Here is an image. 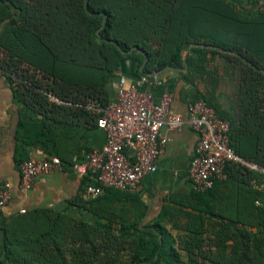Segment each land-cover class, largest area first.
<instances>
[{
	"label": "trees",
	"instance_id": "obj_1",
	"mask_svg": "<svg viewBox=\"0 0 264 264\" xmlns=\"http://www.w3.org/2000/svg\"><path fill=\"white\" fill-rule=\"evenodd\" d=\"M85 3L0 0V68L17 76L26 100L48 112L73 108L51 100V95L71 105L89 99L108 104V83L127 59L136 61L141 69L147 55L144 71L160 70L182 66L183 51L191 44L201 59L205 53L218 52L202 44L222 47L244 59L221 53L229 61L242 62L239 120L244 130L239 131L237 118L205 94L195 100L203 98L230 122L231 144L243 159L264 167V0ZM79 107L81 115L86 112ZM35 131L36 140L53 153L50 128ZM233 169L251 173V177L259 172L240 162L230 163L227 179H217L206 191L194 189L207 208L211 209L219 185L230 178ZM86 178L84 188L98 184ZM120 192L124 199L131 194L109 188L105 195L91 199L100 206L96 214L86 211V200L77 209H38L23 214L13 225H6V252L0 264H122L125 257V263L132 264H264V210L256 212L263 219L257 232L219 224L218 234L207 239V217L202 213H187L189 223L183 226L178 224L183 211L169 219L166 206L153 217L140 200L131 209L101 206L100 202L110 201V196ZM169 222L177 234L171 233Z\"/></svg>",
	"mask_w": 264,
	"mask_h": 264
},
{
	"label": "crops",
	"instance_id": "obj_2",
	"mask_svg": "<svg viewBox=\"0 0 264 264\" xmlns=\"http://www.w3.org/2000/svg\"><path fill=\"white\" fill-rule=\"evenodd\" d=\"M193 46L191 44L183 51L182 66L144 71L147 55L141 69L136 61L127 59L109 81L107 99L109 102L117 99L118 84L121 76H124L131 82L141 81L140 90L153 93L157 101L170 94L173 112L187 116L189 104L203 93L235 117L226 106L231 98V104H235L237 109L240 107V90L244 84L242 62L229 61L221 53H230L244 60L243 57L236 51L202 44L203 48L216 49L218 52L205 53L201 59L200 54L192 50ZM250 65L257 68L253 63ZM261 70L264 73V69ZM50 97L59 104L73 108L48 112L34 107L29 99H25L14 77L7 73L0 74V185L9 184L11 192L8 203L0 209V262L6 252L5 231L23 214L38 209H77L85 200L88 203L84 208L89 213L96 214L94 212L100 207L90 202L96 197L88 195L84 188V180L91 176H80L71 167L75 161L83 159L86 151L98 150L105 144L107 134L97 125L99 115L85 107L82 108L86 112L81 115L76 105L80 102L71 105L56 96ZM87 103L107 105L103 101L90 99ZM45 124L47 126L42 128ZM35 128H50L55 144L53 153L36 140L38 133ZM163 133L169 140L157 170L144 178L138 190L130 194L133 196L124 199L120 197L123 196L121 192L115 193L114 197L110 196V201L100 202L101 206L109 210L131 209L133 203L140 200L149 208V217L158 215L166 206L170 210L169 219L178 217L183 211L184 215L180 214L182 219L178 222L183 226L189 223L187 213H202L207 217V231L204 233L207 239L218 234L219 224L245 227L250 232H257V226L263 224L262 216L256 212L258 209L264 210V173L258 170V174L251 177V173L233 169L230 178L219 185L217 198L209 204L211 209L207 208L203 200L196 197L189 177L198 133L188 125L174 131L163 129ZM53 155L60 157L66 165L38 177L32 189L22 191L21 161L29 158L40 160ZM176 231L173 228L171 233L175 235Z\"/></svg>",
	"mask_w": 264,
	"mask_h": 264
},
{
	"label": "built area",
	"instance_id": "obj_3",
	"mask_svg": "<svg viewBox=\"0 0 264 264\" xmlns=\"http://www.w3.org/2000/svg\"><path fill=\"white\" fill-rule=\"evenodd\" d=\"M4 73L0 68V74ZM140 84L141 81L135 83L121 76L116 100L105 106L76 103L98 114L97 125L107 134L100 149L87 151L82 160L71 165L74 173L89 175L98 182L86 186L88 195L97 197L109 188L136 192L144 178L157 170L165 152L169 139L163 129L174 131L184 125L199 135L189 167V177L197 190L206 191L217 179H227V167L232 162L264 173V167L246 161L235 151L230 140V122L220 117L203 98L191 102L184 116L171 110L170 94L157 101L153 93L141 91ZM63 167L62 159L56 155L40 160L25 159L20 164L21 190L32 189L38 177ZM10 196L9 184L0 185V209Z\"/></svg>",
	"mask_w": 264,
	"mask_h": 264
},
{
	"label": "rangeland",
	"instance_id": "obj_4",
	"mask_svg": "<svg viewBox=\"0 0 264 264\" xmlns=\"http://www.w3.org/2000/svg\"><path fill=\"white\" fill-rule=\"evenodd\" d=\"M29 74V73H28ZM29 76L31 77L32 75H30L29 74ZM229 101V105L228 106H226V108H228L229 110H230V112L232 113V114H234V116L237 118V119H235L236 121H237V126H238V128H239V131H241V130H244V127H243V125H241L242 123H241V121L239 120L240 118H241V114H239V109H240V107H239V109H237V106H235V104H231V102L233 101V100H231V98L228 100ZM243 132V131H242ZM167 227L169 228V230L171 231V230H173V227H171L170 226V223L167 225ZM177 232V231H176ZM128 259V257H125L124 259H122V264H132V263H130V261H127L126 263H125V261Z\"/></svg>",
	"mask_w": 264,
	"mask_h": 264
},
{
	"label": "water",
	"instance_id": "obj_5",
	"mask_svg": "<svg viewBox=\"0 0 264 264\" xmlns=\"http://www.w3.org/2000/svg\"><path fill=\"white\" fill-rule=\"evenodd\" d=\"M86 5L88 4V0H86V3H85ZM98 33H99V31H98Z\"/></svg>",
	"mask_w": 264,
	"mask_h": 264
}]
</instances>
